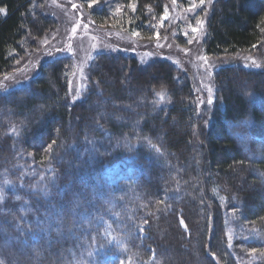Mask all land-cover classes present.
<instances>
[{
	"label": "trees",
	"instance_id": "trees-1",
	"mask_svg": "<svg viewBox=\"0 0 264 264\" xmlns=\"http://www.w3.org/2000/svg\"><path fill=\"white\" fill-rule=\"evenodd\" d=\"M110 1L92 16L144 36L199 2ZM43 3L0 0V76L55 28ZM210 6L204 53L259 65L218 67L205 118L170 61L125 52L96 53L75 100L68 55L0 93V264H264V0ZM130 155L135 180L109 183Z\"/></svg>",
	"mask_w": 264,
	"mask_h": 264
},
{
	"label": "rangeland",
	"instance_id": "rangeland-1",
	"mask_svg": "<svg viewBox=\"0 0 264 264\" xmlns=\"http://www.w3.org/2000/svg\"><path fill=\"white\" fill-rule=\"evenodd\" d=\"M212 1L199 0L189 5L173 3L157 27L153 26L154 33L144 36L136 30L98 22L92 16V9L99 5V0H44L41 11L53 17L56 26L43 39L33 40V48L27 50L14 69L0 76V93L30 80L43 61L68 55L75 62L70 76V94L75 100L88 85V67L96 53L125 52L135 55L142 63L150 59L170 61L178 69L179 77L185 76L192 83L198 111L205 118L212 105L208 100L211 98L213 102L214 99L213 75L218 67L235 62L259 65L250 56L211 57L204 53L202 42ZM108 7L116 12L122 5L112 0ZM193 28L198 31L193 32ZM177 37L185 44L178 42ZM134 159L130 155L108 164L103 172L108 182L117 185L135 180L141 167ZM108 258L113 260L114 256Z\"/></svg>",
	"mask_w": 264,
	"mask_h": 264
},
{
	"label": "snow or ice",
	"instance_id": "snow-or-ice-1",
	"mask_svg": "<svg viewBox=\"0 0 264 264\" xmlns=\"http://www.w3.org/2000/svg\"><path fill=\"white\" fill-rule=\"evenodd\" d=\"M192 31L193 32H196V31H198V29L193 28ZM209 91H210V89H209ZM208 103H212V99L211 98H209ZM52 143L54 144L55 141H53ZM49 147H51V145H49ZM2 200H3V196H2V194H0V201H2ZM251 251L252 252H256V249H252Z\"/></svg>",
	"mask_w": 264,
	"mask_h": 264
}]
</instances>
